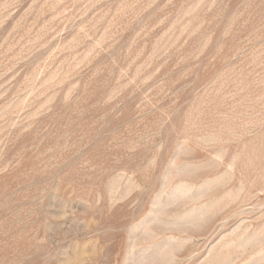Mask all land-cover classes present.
<instances>
[{
	"label": "rangeland",
	"instance_id": "rangeland-1",
	"mask_svg": "<svg viewBox=\"0 0 264 264\" xmlns=\"http://www.w3.org/2000/svg\"><path fill=\"white\" fill-rule=\"evenodd\" d=\"M0 264H264V0H0Z\"/></svg>",
	"mask_w": 264,
	"mask_h": 264
}]
</instances>
